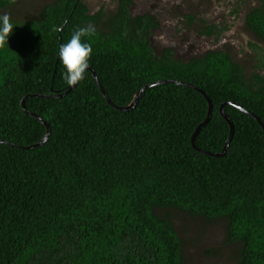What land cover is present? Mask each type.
Returning <instances> with one entry per match:
<instances>
[{
    "label": "trees",
    "instance_id": "obj_1",
    "mask_svg": "<svg viewBox=\"0 0 264 264\" xmlns=\"http://www.w3.org/2000/svg\"><path fill=\"white\" fill-rule=\"evenodd\" d=\"M19 1L0 0V264H185L175 222L159 213L169 209L227 221L236 264H264V127L232 105L264 123V53L248 76L228 50L158 54L161 23L133 15V0L96 13L84 0H51L17 20L8 12ZM257 1L246 24L264 42ZM92 69L117 106L164 83L122 111ZM191 85L214 104L196 138L203 150L224 151L229 102L235 133L224 156L193 145L209 102ZM28 95L26 108L51 127L30 149L48 129L24 111Z\"/></svg>",
    "mask_w": 264,
    "mask_h": 264
},
{
    "label": "rangeland",
    "instance_id": "obj_2",
    "mask_svg": "<svg viewBox=\"0 0 264 264\" xmlns=\"http://www.w3.org/2000/svg\"><path fill=\"white\" fill-rule=\"evenodd\" d=\"M50 1L20 0L8 14L17 20L31 19ZM84 1L91 13L117 9L116 0ZM257 5V0H133L132 13H151L160 21L152 39L158 54L172 48L177 58L187 61L211 50H228L250 76L264 53V42L246 24L247 14ZM189 15L195 16L194 22ZM211 24L226 27L218 38L203 33ZM159 213H169L175 222L184 241L185 264H236V247L226 243L227 221H207L175 209Z\"/></svg>",
    "mask_w": 264,
    "mask_h": 264
},
{
    "label": "water",
    "instance_id": "obj_3",
    "mask_svg": "<svg viewBox=\"0 0 264 264\" xmlns=\"http://www.w3.org/2000/svg\"><path fill=\"white\" fill-rule=\"evenodd\" d=\"M92 72H93V74H94V76H95V79H96L97 84L99 85L100 89H101L102 92L104 93L105 97L108 99L109 103H110L112 106H114V107H116L117 109L122 110V111H127V110H130V109L134 108V107L136 106L137 102L139 101V99H140V97H141V95H142V93H143V91H144L145 89H147V88H149V87H152V86H156V85H160V84L164 83V81H158V82H156V83H153V84L147 85L146 87L142 88V89L138 92V94L136 95L135 100L133 101V103H132L131 105L126 106V107H123V106H117V105H115V104L110 100L108 94L106 93V91L104 90L103 86H102L101 83H100V80H99V78H98V76H97L96 71L92 69ZM80 74H81V71L78 72V75H77L76 78L74 79L73 84L70 86L69 91H71V90L76 86L77 81H78V78L80 77ZM191 86H194V85H191ZM194 87H195L196 89H198V90H199V91H200V92H201V93H202V94L208 99V102H209V112H208V115H207V117H206V120L198 126L196 132H195L194 135H193V139H192L193 145H194V147H195L197 150L202 151L203 153H205V154H207V155H212V156H224V155L226 154V152L228 151V148H229V146H230V142L232 141L233 136H234V133H235V125H234L233 121L231 120L230 116H229V115L227 114V112L225 111V106H226L227 104H229V102L224 103V104L222 105V107H221V113H222L223 117L229 122V125H230V127H231V134H230V137H229V139H228V141H227V144H226V146H225V148H224V151H223L222 153H213V152H210V151H207V150H203V149H201L200 147L197 146V144H196V138H197L199 132L201 131V129H202L204 126H207L208 123L210 122V120H211V118H212V114H213L214 104H213L212 99H211V98H210V97H209V96H208V95H207L202 89H200L199 87H196V86H194ZM66 94H67V93H66ZM30 96H34V95H28L27 97H25V98L22 100V107H23L24 111H25L26 113H28V114H30V115L36 117V118L39 119L40 121H42V122L47 126V129H48V130H47V134H46L45 138H44L40 143H38V144H36V145H34V146L25 147V148H27V149L34 148V147H38L39 145H42L44 142H46V141L49 139V137H50V133H51V127H50L49 123H47V122H46L41 116H39V115H37V114H34L33 112L29 111V110L26 108V100H27V98L30 97ZM36 96H40V95L37 94ZM56 96H60V97H61L62 95H56ZM232 105H234V106L240 108V109L243 110L245 113H247V114H249V115H252V116H253L255 119H257V120L263 125V127H264V123L262 122L261 118L258 117L256 114H254L253 112H251V111H249V110L243 108V107H242L241 105H239V104L232 103Z\"/></svg>",
    "mask_w": 264,
    "mask_h": 264
}]
</instances>
